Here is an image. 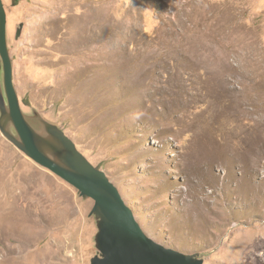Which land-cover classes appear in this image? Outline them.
<instances>
[{"label":"rangeland","instance_id":"obj_1","mask_svg":"<svg viewBox=\"0 0 264 264\" xmlns=\"http://www.w3.org/2000/svg\"><path fill=\"white\" fill-rule=\"evenodd\" d=\"M2 3L35 132L71 140L156 243L203 264H264V0ZM0 96L7 109L2 70ZM4 116L0 264H90L94 202L19 151Z\"/></svg>","mask_w":264,"mask_h":264},{"label":"water","instance_id":"obj_2","mask_svg":"<svg viewBox=\"0 0 264 264\" xmlns=\"http://www.w3.org/2000/svg\"><path fill=\"white\" fill-rule=\"evenodd\" d=\"M6 24V12L0 0V70L7 104L5 109L0 96V110L5 115L3 120L11 122L18 139L5 135L34 164L67 183L80 197L94 202L92 214L99 219L95 238L99 257L90 264H203L200 257L166 248L149 238L106 174L95 168L60 130L42 125L44 130L49 128L52 137L49 138L29 126L12 82ZM19 32L20 29L16 31V38ZM40 143L49 145V154L42 150Z\"/></svg>","mask_w":264,"mask_h":264},{"label":"clouds","instance_id":"obj_3","mask_svg":"<svg viewBox=\"0 0 264 264\" xmlns=\"http://www.w3.org/2000/svg\"><path fill=\"white\" fill-rule=\"evenodd\" d=\"M142 16L145 31H151L156 27L158 21L154 10L145 8L143 9Z\"/></svg>","mask_w":264,"mask_h":264},{"label":"bare ground","instance_id":"obj_4","mask_svg":"<svg viewBox=\"0 0 264 264\" xmlns=\"http://www.w3.org/2000/svg\"><path fill=\"white\" fill-rule=\"evenodd\" d=\"M3 122L4 123H7V120H3ZM39 134H41V136H43V133H39ZM44 137V136H43ZM40 145H41V148H42V150L46 153V154H49V148L47 147V146H49L48 144H46V143H40Z\"/></svg>","mask_w":264,"mask_h":264}]
</instances>
